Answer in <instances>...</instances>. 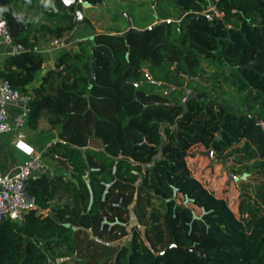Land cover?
<instances>
[{
    "label": "trees",
    "instance_id": "1",
    "mask_svg": "<svg viewBox=\"0 0 264 264\" xmlns=\"http://www.w3.org/2000/svg\"><path fill=\"white\" fill-rule=\"evenodd\" d=\"M210 2L224 11L222 17L207 19L200 12ZM174 3L187 9L179 20L166 14L168 22L143 30L99 31L74 40L76 48L59 53L38 82L44 61L38 42L62 39L76 25L60 0H42L39 11L48 20L42 23L26 22L11 6L4 8L13 40L24 50L5 55L0 73L30 92L25 125L36 129L44 122L57 130L48 152L66 160L72 177L57 173L63 168L56 166L28 181L38 206L27 210L20 224L0 221V264H50L39 239L52 249L65 247L71 264H264V71L245 73L239 89L250 88L239 106L197 96L171 101L147 90L157 80L145 76V69L168 64L185 75L202 58L238 63L249 50H261L264 0ZM196 144L204 150L194 153L190 147ZM207 149L222 159L235 155L226 164L228 174L255 176L238 181L236 211L198 172ZM214 163L221 162L209 165ZM170 183L206 209L202 219L166 199ZM104 215L128 224L100 228Z\"/></svg>",
    "mask_w": 264,
    "mask_h": 264
},
{
    "label": "rangeland",
    "instance_id": "2",
    "mask_svg": "<svg viewBox=\"0 0 264 264\" xmlns=\"http://www.w3.org/2000/svg\"><path fill=\"white\" fill-rule=\"evenodd\" d=\"M20 1L24 3L29 2V0ZM35 10L40 13L41 16L45 17L37 6H35ZM180 10V7L174 3V0H100L99 5L88 6L86 8V11H88V21L78 25L77 21L72 22L76 25L74 31L77 36L91 38L92 35L98 31L97 28H101L105 31L120 29L128 25L130 21L136 24H146L159 15L166 14L175 18ZM152 24L153 23H149L142 28H146ZM128 28L129 26L125 30ZM50 41L48 42L49 46L52 45ZM75 43L76 41L70 44L69 47L76 48ZM62 51L63 49L60 50V53ZM255 70H258V73L255 74ZM263 71L264 43L261 50L256 52L249 50L246 58L238 63L229 62L223 58L218 61H209L206 58H202L201 64L190 69L185 75H181L176 71L175 65L168 64L156 67L155 69L149 70L151 75L149 79H156L157 81L155 84L148 83L146 88L147 90L154 89L160 92L171 101L184 103L187 100H183L186 96V89H192L195 93L201 94L198 98H216L224 100L225 102L231 101L233 105L239 106L241 96H245L250 88V86L248 87V85H245L242 89H239L240 85L245 82V73L259 75V73ZM256 78L258 77L256 76ZM138 82V85L141 84V81ZM45 126L46 125L43 123L38 127L39 129L32 130L29 126L23 125L16 131L22 132L25 136L27 135V138L29 137L28 139L34 142V145L37 147L36 149L41 152V160L47 165L53 164V158L48 152L49 144L53 141V133L51 131H46ZM36 131L38 133H36ZM200 148L204 147L197 144L190 147V149H193L194 153L200 150ZM232 156L235 155L230 154L226 159L221 158V160L222 162L224 161L225 164H231L233 162ZM200 159L201 160H198V164L201 162L198 167V172L201 178L208 185L215 188L218 195L221 194L224 196L228 204L236 211V199L239 191L237 183L241 178L254 179L255 176H253V172L245 173L244 175H242L243 173L241 175L237 173L235 174L237 178L232 179L222 167V162L214 163L210 166L208 157L204 155ZM187 161L192 163L194 167L197 166L192 156H188ZM204 162H206V164L202 166ZM159 208L163 210L164 204L160 203ZM134 223L135 220L132 219L129 224L132 225ZM127 238L128 237L125 235L119 242L124 243L127 241ZM39 243L47 251L50 264H71L69 260L71 256L65 253V247L61 246L57 249H52L45 245L43 239H39Z\"/></svg>",
    "mask_w": 264,
    "mask_h": 264
},
{
    "label": "built area",
    "instance_id": "3",
    "mask_svg": "<svg viewBox=\"0 0 264 264\" xmlns=\"http://www.w3.org/2000/svg\"><path fill=\"white\" fill-rule=\"evenodd\" d=\"M0 7L4 8L1 4ZM200 12L207 19L222 17L224 15V11L215 2L207 4ZM72 21L76 22L75 15H73ZM0 44L8 46V54L19 53L24 50L22 43L13 40L3 12L0 13ZM53 44L62 46V39H53ZM145 76L148 79L151 77L147 69H145ZM29 98L30 92L19 90L0 73V134L17 130L25 125ZM11 107L16 109L13 114H10ZM19 135L22 136L21 134ZM55 140L53 139L51 143ZM44 172L50 171L47 170L46 164L41 160V152L39 150L29 154L26 159L18 162L11 169L2 170L0 168V221L11 219L20 224L24 219V213L38 206L35 196L27 190L26 185L30 179L36 178ZM85 181L88 183V179H85ZM109 185L110 183H105L102 198ZM169 187L170 196L166 199L174 198L176 203L190 209L192 218L202 219L203 214L206 212L203 206L196 205L193 197L188 192L182 191L178 185L170 183ZM113 204H118V202H114ZM47 210V208H44L42 211L46 212ZM114 224L125 226L128 223L117 215L113 217L104 215L100 221V228L109 229Z\"/></svg>",
    "mask_w": 264,
    "mask_h": 264
},
{
    "label": "crops",
    "instance_id": "4",
    "mask_svg": "<svg viewBox=\"0 0 264 264\" xmlns=\"http://www.w3.org/2000/svg\"><path fill=\"white\" fill-rule=\"evenodd\" d=\"M31 2H33V4L29 5ZM46 2L49 3V0H46ZM0 4L3 5L4 8L6 6H11L19 14V16L22 19H24L26 22L28 19H32V20L38 19L40 23L48 22L46 17L41 16L40 13L36 12V10H35V6H37L38 9H42V0H29V2H27V3L21 2L20 0H0ZM86 8L87 7L84 8V11H85L86 16H87L89 10L86 11ZM165 18H170V17H166L165 15H159L157 18L149 21L146 24H136V23L130 21V23H128V25H126L125 27H122L120 29H111L109 31H111V32H116V31L117 32H123L130 25H132L134 27L142 28L149 23L157 22L158 19H165ZM87 20H88V17H87ZM97 30L98 31H96V32L105 31V30H102L101 28H97ZM72 32L74 33V35L70 38V41L67 44H63V42H62V46L54 45L53 40L50 41V44H52L51 46H49L48 44L45 45L44 43L38 42V45L44 54V61L42 64V68L38 72V77L36 78L35 82H38L40 80L39 77L41 76V74H43V72L46 69L54 66L55 59L59 55L61 49L65 50V49L69 48V45L72 44L74 40L81 39V38L85 37V36H82V37L77 36L75 34L74 30ZM8 50H9L8 46H6L5 44H0V61L2 60V58L5 55L8 54ZM15 111H16L15 108H13V107L10 108V114H13ZM43 123L44 122H41V124H43ZM44 124L46 125L45 126L46 131H48V132L51 131L53 133L52 139H56L57 130L56 129L47 130L48 125L46 123H44ZM36 129H39V128H36ZM36 129H32V130H36ZM36 133H38V132L36 131ZM19 134H21L22 136H20ZM28 138H27V135L25 136V134H23L22 132H17L16 130L0 134V168L2 170H8V169L13 168L18 162L26 159L29 154L38 150V149H36L37 147L34 145V142ZM92 144L96 147L101 146L100 142H97V141L92 142ZM200 150L203 151L204 148H200ZM53 164H54V167L57 166V162L54 158H53ZM53 164H47L46 165L47 170H49L50 172H51V169L53 170V168H54ZM57 167H59V166H57ZM60 168H62V167H60ZM61 171L64 172V174H65V171L63 169L62 170L57 169V173H59ZM65 176H66V174H65ZM74 181L77 183L76 179H74ZM70 196H71V194L66 195L65 197L70 198ZM47 209L48 210L46 212L49 211V207ZM46 212H44V213H46Z\"/></svg>",
    "mask_w": 264,
    "mask_h": 264
},
{
    "label": "water",
    "instance_id": "5",
    "mask_svg": "<svg viewBox=\"0 0 264 264\" xmlns=\"http://www.w3.org/2000/svg\"><path fill=\"white\" fill-rule=\"evenodd\" d=\"M60 1L62 3L63 7L65 8L66 12H67L69 19H72L73 15L76 16L77 25L78 24H82V23L86 22V20H87L86 13L84 11L85 7L96 6V5L100 4V1H90V0H82V1H79V0H60ZM185 12H187V9L183 7L180 10L179 14L175 17V20H179L184 15ZM169 20H170V18H165V19H158L157 21L166 23ZM152 25H150V26H152ZM150 26H148V27H150ZM132 28H135V27L130 25L128 29H132ZM143 29H145V28H142V30ZM73 35H74V33L70 32L68 35L64 36L62 38L63 44H67L70 41V38ZM95 69H96V63L93 60L92 61V70H91V74H90V77H89V83L90 84L95 82ZM137 83H139V82H137ZM193 95H196L197 97L201 96V94L195 93L192 89H186V96L184 97L183 100H186V99L190 98ZM254 116H255L257 122L261 123L263 125V121L260 120V119H257L256 115H254ZM204 154H206L210 158L211 163H213L215 161L216 162H222L221 158H219L218 156L213 154V150L212 149L205 150ZM54 159L57 162V166L63 168V170L65 171L66 177L71 178L70 167H69L68 163L66 162V160L64 158L60 157L57 154H54ZM222 167L224 169H226V164H225L224 161L222 162ZM244 174H245V172H243L242 175H244ZM229 175L233 179L237 178V176L234 175V174H230L229 173ZM173 244L174 243H171L170 245H173ZM193 248H194L193 246L190 247V249H193ZM202 253H203V251L200 252V254H202Z\"/></svg>",
    "mask_w": 264,
    "mask_h": 264
},
{
    "label": "clouds",
    "instance_id": "6",
    "mask_svg": "<svg viewBox=\"0 0 264 264\" xmlns=\"http://www.w3.org/2000/svg\"><path fill=\"white\" fill-rule=\"evenodd\" d=\"M6 9L0 7V13L4 12Z\"/></svg>",
    "mask_w": 264,
    "mask_h": 264
}]
</instances>
